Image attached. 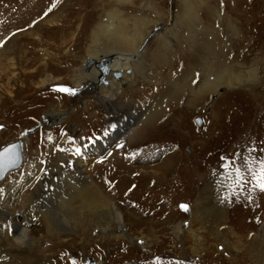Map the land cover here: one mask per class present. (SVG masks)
Wrapping results in <instances>:
<instances>
[{
  "label": "rangeland",
  "instance_id": "1",
  "mask_svg": "<svg viewBox=\"0 0 264 264\" xmlns=\"http://www.w3.org/2000/svg\"><path fill=\"white\" fill-rule=\"evenodd\" d=\"M59 5L65 9L62 14L65 23L49 28L54 33L43 38L54 47L64 46L63 51L51 50L57 56L65 57L60 63L53 61L49 73L55 81L35 93L30 87L25 89L21 85L7 89L11 97L6 90L0 92V148L16 140L24 144L21 167L7 173L1 186L13 180L20 184L33 174V179L45 174L49 176L54 164L63 167L59 159L62 146L66 149V160L73 161L78 156H86L81 151L87 143L92 144L111 133L106 108L96 99L99 90H92L86 83L74 86L83 79L79 77L76 81L75 72L70 70L83 65L85 69L93 66L88 65L91 61H84V64L82 61L92 51L89 47L94 42V33L102 31L98 37L99 47H103L107 36L113 33L106 23L109 15L126 25L129 36L132 33L146 35L143 48L140 47L144 50L140 62L145 75H132L130 87L120 90L119 95L114 94L113 98L117 95V102L121 100V104L142 103L162 94L165 97L171 94L167 93L171 85L178 95L187 84L197 85L203 68L224 69L219 63L221 58L224 63L229 60L241 64L246 79H250L248 71L253 69L256 74L251 76L254 79L252 88L248 85L218 87L215 92L202 96V101L195 103L190 112H176L179 105L168 101L159 115L163 118L165 112L174 115L181 125L171 124L163 131L155 132L148 126L149 120L154 118L152 113V117L142 121L144 123L141 120L137 123V117L128 119L135 128L139 124L138 129L142 132L135 144L122 146L125 141L118 142L119 136L110 137L105 145L101 143L107 150L101 154L93 153L100 160H86L91 178L99 188L113 193V201L124 208L126 214L152 227L127 225L129 235H146L144 240L131 244L128 241L104 243L103 240L98 243L97 240L85 241L86 246L77 244L61 252L56 248L55 264H264V244L258 241L264 238L261 236L264 191L256 186L254 177L264 161V0H0V43L5 44L13 35L28 31L29 25L25 26L28 21L50 18ZM183 6H191L190 14L195 17V35L192 37L184 32L190 35V27L194 26L180 31L184 26ZM64 38L66 43L62 41ZM26 42H21L22 47L25 45L23 53L19 51L16 55L20 59L19 67L25 72L40 64L33 54L39 52L42 44L33 43L27 56ZM7 50L11 51L10 45ZM30 58L33 62L28 67ZM251 63H254L252 68ZM130 73L128 70L127 74ZM208 77L213 80L212 75ZM119 78L113 79L118 81ZM55 82L57 84H53ZM60 88L69 89L70 93L57 90ZM224 100L231 103V107L228 104L231 112L224 121L214 123L217 104ZM54 112L59 115L57 117L62 116V121L54 122L50 116ZM140 112L143 117L148 114L136 110L138 117ZM93 115L98 117L97 120H92ZM196 118L201 120L200 126L196 125ZM113 147L121 151L116 160L109 157ZM94 149L90 148L92 152ZM171 153L175 154V162L167 168L164 160ZM226 160L227 166L222 168ZM162 164L163 170H170V173H165L161 180L140 173L142 168L152 173ZM29 168L34 169L27 172ZM235 169H240L243 177L239 186L235 183ZM55 182L45 183L34 195L27 187L24 195H28V200L34 197L36 201H49L52 205L55 201L48 197L47 189L56 187ZM58 183L62 185L63 182ZM206 201L225 203L218 225L210 221L200 224L192 217L193 204ZM51 205H48V211L53 210ZM181 205H186L187 211L182 210ZM14 206L15 203L10 204V209ZM16 211L14 217L18 222L35 217L37 224L31 227L36 229L39 223L36 215L32 217L26 211ZM189 224L190 232L185 230ZM180 225H184V229L178 238L172 227ZM193 232L202 239L198 243L200 248H205L200 257H193L190 251L192 240L187 236Z\"/></svg>",
  "mask_w": 264,
  "mask_h": 264
},
{
  "label": "bare ground",
  "instance_id": "2",
  "mask_svg": "<svg viewBox=\"0 0 264 264\" xmlns=\"http://www.w3.org/2000/svg\"><path fill=\"white\" fill-rule=\"evenodd\" d=\"M184 4H186V2H184ZM190 9L191 6L182 7V11L184 13V26L183 28H180V31H187L190 25H195V17L190 14ZM63 10L65 11V9L59 5L56 9H54V14L50 18L28 21L27 24H25L27 27L29 25L28 31L13 35L11 40L5 44L3 42L0 43V92L6 90V94L11 97V93L7 91V89L12 88V86L21 85L25 86V89L30 87L34 90L33 93H35L41 88L44 89L45 86L47 87L55 81L54 77L52 78L49 73L50 69L53 68V61L60 63L65 57L57 56V53L54 54L51 50L54 51V49H56L63 51L62 47L64 46L58 44L57 47H54L53 45H49L47 43L49 40H46V42L43 40L45 39L44 36L54 33L53 29L49 28L58 27L64 22L62 18V14H64ZM107 21L106 23L110 26V29L113 31V33L109 34L110 36H107L106 41L104 38L105 42L103 41V47L98 46V44L100 45V40L98 38L99 33L101 34L102 31L99 30V33H94L92 35V40H94V42L91 44V47H89L92 48L90 49L92 51L89 52L90 54L82 61V64H84V61H91L92 63L90 65L93 66L85 69L83 65L79 69L75 68L73 70L71 68L70 70L75 72L74 78H77L75 79L76 81L79 77L80 80L83 79V82L78 81L76 84H74V86L78 87L81 83H86L91 86L92 90H99L96 99L97 102L106 108L107 126L111 133L107 136H102V138L96 141H93L92 144L87 143L88 145L85 146L84 150L81 151L86 154L87 159L86 156H80V158H78V156L73 161H69L68 159L66 160V149L65 146H62L59 153V159L61 162L60 164H63V167L65 166L66 168H63L59 164H54V169L51 168V174H53L52 176L51 174H48L49 176L45 174L43 177L33 179V174L32 176L30 175L25 181L20 182V184L13 180L6 183L4 186L0 185V264H55L54 259L57 256V253L55 254L54 249L56 250V248H58V251L61 252L64 248L75 247L77 244H85L86 246L87 242L85 241L96 242L98 240V243L101 240H103L104 243L110 241L124 243V241H128L131 244L137 240H144L146 237L144 234L137 233L138 237L129 235L126 230L127 225H146V229H149L152 226L147 223L144 224L140 220L134 219V216L126 214L123 210L124 208L120 207L116 202L113 201V193L108 194V189L99 188L86 169V160L99 159L96 158L98 156L93 155V153L101 154L102 152H105L107 148H104L101 143L105 145V143L110 140V137L117 138V136H119L117 138L118 142L125 141L122 146L136 142L137 139L142 136L140 135L142 132L138 129L139 124L137 128H135V124H129L128 119L133 120L137 117V123H139L140 120L141 123H144L142 121L149 119V116L152 117L153 113L154 118L149 120L150 122L148 123V126L155 132L163 131V129L168 128V126L171 124L181 125L182 122L179 124V119H174V115L171 116L170 114H166V112L164 118L163 116L159 115L163 105H167L168 101H170L169 103L173 105H179V108L176 112H190V108H193V106L195 107V103L202 101V96L215 92L218 87L227 86L230 88H241L246 87V85L250 86V88L253 87L254 79H252L251 76H255L256 74L253 69L252 71L247 72L250 79H246L245 74H243L244 68L241 64L236 62L233 63V61L229 62V60L228 62L224 63L221 58L219 63L224 69L219 68L218 70H213L208 67L203 68L201 76L197 80V85L196 83H193L192 85L187 84L182 88L183 91L177 90L178 95H176V89L171 87V85L169 86V88H171L167 89L170 90L167 93L171 94H166L165 97V94H162V96L160 95L158 98L150 100L148 99L147 101L137 104L134 102H123L125 105L123 107V104L119 103L121 100L117 102L119 99L118 96L116 95V98L118 99L113 98V96L116 93L120 94V90L125 91L130 87L132 83V75H145V69L142 67L143 63L141 64L140 62V57L144 50L140 49V47L143 48L145 41L144 38L146 35L141 36L140 32V34L135 35V33L131 32L132 34L129 36L128 30L125 28L126 25L124 26L121 21L114 19V17H111V15H109ZM104 27L102 26V28ZM190 28H192V33L190 35L186 32L184 33L192 37L194 34L193 32L195 31V26ZM134 30L136 31V29ZM107 32L109 33V31ZM68 33H70V31ZM103 33L105 32L103 31ZM106 35L107 34H105V36ZM199 37L200 36L197 38ZM22 41H27L26 50L32 49L33 43L45 44L43 47L42 44L40 45L41 48L38 50L39 52L37 54H33L35 56L34 59H36V61H40V64L37 68H31L27 72L23 71L19 67L20 59L18 60L16 56L19 51L22 52V49L25 46L24 45L22 47ZM50 41L52 40L50 39ZM62 41L63 43H66L65 38L64 40L62 39ZM9 45L11 46V51L7 50ZM80 54L82 53L80 52ZM26 55H30V50L26 52ZM30 62H33V60L31 59L29 62H27L29 65H27L28 67H31L32 65ZM103 62H105L108 66L107 74H102L98 69V65ZM253 66L254 63H251L250 68ZM128 70H130V74H127ZM97 71L99 72L100 76L98 75ZM117 73H119L121 77L117 79L118 81H115L114 74ZM208 75L213 76L212 81L208 79ZM99 80L101 82H99ZM105 80L107 81V84ZM53 84L57 83L55 82ZM196 86L197 89L195 88ZM228 104L229 107L232 106L230 105L231 103L225 102V100L217 104L218 106L215 111L218 113L214 114L216 117L213 121L214 123H216L218 120L224 121L229 116L231 111H228ZM131 109L133 111H129ZM136 110H142L148 114L146 113L147 116L143 117L140 112V116L138 117ZM236 110L237 112L239 111V106L236 107ZM56 115L58 114L55 112L51 113L50 115L53 117L54 122L55 120L62 121V116L59 118ZM97 118L98 117L96 115L92 116V120H97ZM160 119L162 120L158 123L157 121ZM124 128L125 130H123ZM91 147L95 148L94 152L90 150ZM109 151H111L109 153V157L115 160L118 158V153H121L119 148L116 147H113V149H110ZM90 153L92 155H89ZM91 156L94 158H90ZM175 158L176 157L174 153H171V155L165 158L164 161L167 168L173 166ZM163 168L164 164L156 167L157 170L152 173L148 172L147 168H142V172L140 173L143 175L147 174L146 176H149L152 179L154 178L155 180H161L165 173H170V170L166 171L163 170ZM32 169L29 168V171L27 172H31ZM54 176H56V178ZM48 182H55L57 185L56 187L51 186L47 189V192L49 193L48 197H53L55 201L54 204L52 203L51 205V202L49 201H36L34 197L31 199L29 198L28 200V195H24V193L28 191L27 187L31 190V194L34 195L44 187L45 183ZM58 182L63 183L61 185ZM58 185L61 186L59 187ZM13 203H15L16 206H14L11 210L10 204L12 205ZM224 204L223 202L210 203L209 201H206V203H196L192 206L193 210L191 215L193 218H195V221L197 220L200 224L210 221L218 225V222H220L222 218L221 209L225 208ZM48 205L53 206V210L48 211ZM18 209L21 211H26L27 213L31 214V216L36 215L37 222H39L38 226L36 225L37 223L35 217L34 220L30 219L26 220V222H18L14 217L17 212L16 210ZM34 223H36V229L31 227L34 225ZM190 226L191 225L189 224L185 230L190 232ZM182 228L184 229V225L172 227V230H175L174 235L176 237L180 238L182 235ZM262 231L263 232L261 236L264 237V230ZM187 237L188 240L189 238L192 240L190 251L193 257H200L203 255L205 248H200V245L198 244L202 239L200 240L199 236L195 235L194 232ZM258 241L264 244V238H260ZM142 244L146 245L147 243L142 242ZM133 245H135V243Z\"/></svg>",
  "mask_w": 264,
  "mask_h": 264
},
{
  "label": "water",
  "instance_id": "3",
  "mask_svg": "<svg viewBox=\"0 0 264 264\" xmlns=\"http://www.w3.org/2000/svg\"><path fill=\"white\" fill-rule=\"evenodd\" d=\"M90 65V63H88ZM98 69L102 74L108 73V66L105 62L98 65ZM115 78H119L120 74H114ZM197 123L199 121L197 120ZM6 150H11L6 153ZM22 162V142L17 141L11 144L6 145L0 149V181L5 177V175L18 168ZM228 163V160H227ZM226 165H223L225 167Z\"/></svg>",
  "mask_w": 264,
  "mask_h": 264
},
{
  "label": "snow or ice",
  "instance_id": "4",
  "mask_svg": "<svg viewBox=\"0 0 264 264\" xmlns=\"http://www.w3.org/2000/svg\"><path fill=\"white\" fill-rule=\"evenodd\" d=\"M57 90L70 93V90L65 89V88H60ZM10 151L11 150H6V153L10 152ZM249 171H251V170H249ZM254 177L257 181L256 186L258 188H260V190L264 191V161H261L260 168H259L258 172L254 174ZM242 181H243V177L241 175L240 169H235V183H236V185L239 186ZM181 209L184 211H187V206L181 205Z\"/></svg>",
  "mask_w": 264,
  "mask_h": 264
}]
</instances>
